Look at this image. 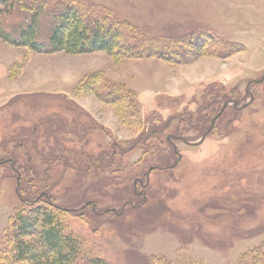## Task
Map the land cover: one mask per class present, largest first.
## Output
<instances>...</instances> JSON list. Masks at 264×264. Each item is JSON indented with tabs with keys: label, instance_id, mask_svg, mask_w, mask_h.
<instances>
[{
	"label": "rangeland",
	"instance_id": "1",
	"mask_svg": "<svg viewBox=\"0 0 264 264\" xmlns=\"http://www.w3.org/2000/svg\"><path fill=\"white\" fill-rule=\"evenodd\" d=\"M73 2L159 46L220 43L181 65L0 39V264L15 212L40 196L83 259L249 264L264 241V0ZM93 74L92 90L126 96L88 93Z\"/></svg>",
	"mask_w": 264,
	"mask_h": 264
},
{
	"label": "trees",
	"instance_id": "2",
	"mask_svg": "<svg viewBox=\"0 0 264 264\" xmlns=\"http://www.w3.org/2000/svg\"><path fill=\"white\" fill-rule=\"evenodd\" d=\"M77 5L73 0H0V39L37 53L104 51L116 60L156 57L181 65L193 63L208 54V45L220 43L208 35L201 40L189 38L159 46L155 40H142L113 18L98 17L92 7ZM14 17L17 22L11 21ZM102 81L93 74L82 87L108 104L121 101L123 93L126 96L116 84L107 85L103 93L92 90ZM42 198L24 200L26 207L15 212L7 233L10 249L5 264H108L99 257L83 259L79 240L63 230L65 209ZM250 257L249 264H264V241Z\"/></svg>",
	"mask_w": 264,
	"mask_h": 264
},
{
	"label": "crops",
	"instance_id": "3",
	"mask_svg": "<svg viewBox=\"0 0 264 264\" xmlns=\"http://www.w3.org/2000/svg\"><path fill=\"white\" fill-rule=\"evenodd\" d=\"M62 53V52H61Z\"/></svg>",
	"mask_w": 264,
	"mask_h": 264
}]
</instances>
